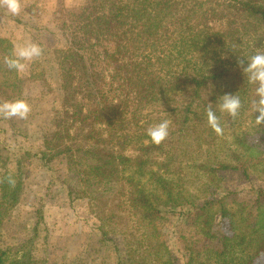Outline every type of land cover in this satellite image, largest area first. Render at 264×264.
<instances>
[{
  "label": "trees",
  "instance_id": "16d2710c",
  "mask_svg": "<svg viewBox=\"0 0 264 264\" xmlns=\"http://www.w3.org/2000/svg\"><path fill=\"white\" fill-rule=\"evenodd\" d=\"M62 9L63 49L56 58L44 47L48 72L37 78L54 97L46 126L32 133L38 152L16 148L29 139L25 121L0 125L6 141L8 131L18 140L0 148V240L16 224L26 163L38 158L47 168L62 165L96 206L99 248L69 264H106L98 257L108 251L113 264H178L160 228L163 213L184 217L185 264H264V190L252 206L235 194L216 196L222 172L264 179L255 86L237 65L264 50V0H79ZM15 42L0 37V100L24 99L34 116L21 74L3 62ZM226 93H238L244 107L235 120L216 109L224 127L217 136L206 108ZM165 119L170 134L157 146L146 131ZM33 231L16 246H0V264H48L36 255Z\"/></svg>",
  "mask_w": 264,
  "mask_h": 264
},
{
  "label": "rangeland",
  "instance_id": "374dc122",
  "mask_svg": "<svg viewBox=\"0 0 264 264\" xmlns=\"http://www.w3.org/2000/svg\"><path fill=\"white\" fill-rule=\"evenodd\" d=\"M44 3H46L45 7ZM78 6L79 0H22V11L18 16H13L5 8L0 7V37L15 39L17 41L15 49L28 41L42 45V49L51 47L57 58L60 50L63 49L62 39L59 40V34H57L60 27L57 23L60 21L62 8L74 9ZM35 27H47L56 34H49L46 30L37 31ZM44 54L43 50L39 58L29 63L28 70L20 73L23 91L36 102L34 106L37 110L36 114L22 120L25 121V126L28 125L29 139H21L18 143V140L12 137L15 135L14 132L8 131L6 141L5 135L0 131V148L18 143L20 146L16 144V148L21 147L33 155L38 152L39 144L36 138L39 135L34 136V140L32 133L46 126L54 100L53 96L47 95L44 83L37 80L48 72L45 67L49 57ZM9 100L12 101L10 98ZM0 102L2 103L1 100ZM2 120L3 118L0 117V125L8 127L5 121L1 124ZM261 152L264 154V146ZM221 177L223 188L217 193L218 198L229 193L235 194L236 201L252 206L257 191L264 190V179H257L249 171L246 173L241 170L222 172ZM24 186L25 191L18 208L16 224L4 229L0 246L5 248L12 243L15 246L18 245L22 239L32 236L33 229L36 228L34 249L37 256L44 254L47 257L48 264H69L83 255L87 249L99 248V236L96 234L94 218L96 206L81 196V189L62 165L55 163L47 168L38 158L29 160L26 163ZM70 191H73L72 195L69 194ZM112 198L113 193H107L104 202H110ZM233 200L231 197L226 200L228 206L233 207L231 204ZM98 207L103 208L101 205ZM183 218L175 213H163L160 222L165 243L178 264L186 262L181 240L182 235L186 233V223L183 222ZM196 242L198 244L199 238ZM105 255L98 258L105 259L106 264H113L114 257L111 252L108 251Z\"/></svg>",
  "mask_w": 264,
  "mask_h": 264
},
{
  "label": "clouds",
  "instance_id": "9594fccd",
  "mask_svg": "<svg viewBox=\"0 0 264 264\" xmlns=\"http://www.w3.org/2000/svg\"><path fill=\"white\" fill-rule=\"evenodd\" d=\"M0 7L5 8L13 16H18L22 11V0H0ZM236 46L233 45V47ZM42 54L43 49L39 44L28 41L17 47L10 56H6L3 62L9 70L25 73L29 63ZM237 65L247 78V82L255 86L256 99L251 101V111L258 113L254 121L260 127L264 125V50H257L247 59H238ZM243 107L244 104L238 93H226L218 98L215 107L211 103L208 104L206 108L207 123L217 136H222L224 127L220 117L216 114V109L235 120L240 116ZM31 111V105L24 99L6 100L0 103V117L4 119L15 117L25 120ZM170 124L171 121L167 119L154 124L147 129L146 135L153 144L159 146L169 137ZM7 180L9 184L14 185L15 181L11 176Z\"/></svg>",
  "mask_w": 264,
  "mask_h": 264
}]
</instances>
